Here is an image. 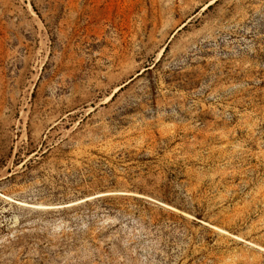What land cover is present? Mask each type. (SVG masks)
Wrapping results in <instances>:
<instances>
[{"label": "rangeland", "instance_id": "1", "mask_svg": "<svg viewBox=\"0 0 264 264\" xmlns=\"http://www.w3.org/2000/svg\"><path fill=\"white\" fill-rule=\"evenodd\" d=\"M0 264H264V0H0Z\"/></svg>", "mask_w": 264, "mask_h": 264}]
</instances>
